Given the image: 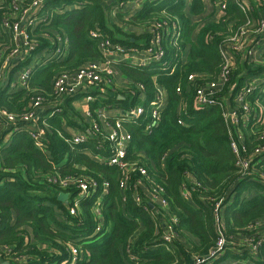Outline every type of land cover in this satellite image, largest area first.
Here are the masks:
<instances>
[{
    "label": "trees",
    "instance_id": "trees-1",
    "mask_svg": "<svg viewBox=\"0 0 264 264\" xmlns=\"http://www.w3.org/2000/svg\"><path fill=\"white\" fill-rule=\"evenodd\" d=\"M11 1L0 0V22ZM120 1L49 0L47 9L53 17L45 30L66 38L69 52L61 61L35 64L29 89H15L10 84L0 87V108L21 114L36 91L51 93L57 73L101 60V40L93 37L92 31L100 30L127 51L142 50L151 40L148 27L157 19L178 21L182 25L178 46L164 44L167 58H175L172 75L156 69V64L118 63V73L127 78L126 88L93 105L132 109L142 103L147 111L156 83L166 89L167 105L158 125L146 132V115L138 124L125 125L132 134L125 161L143 167L145 173L134 167L126 174L127 187L123 189L124 171L105 161L110 155L108 140L90 136L75 147L66 142L70 136L66 126L81 129L89 124L73 105L80 96L66 97L62 110L48 119L43 148L26 131V123L0 118V264H70L74 247L79 250L75 264H194L195 259L204 260L199 264H264V180L260 177L264 175V155H252L255 148L264 147V138H258L250 126L243 129L249 168L256 171L243 177L223 109L195 107L197 88L219 81L221 44L245 25L246 14L234 0H224L222 13L216 8L206 13L201 0H192L189 8L187 0H147L134 14L124 5L111 17V7ZM63 5L59 10L67 5L78 7L56 12ZM254 15L258 17L257 12ZM197 16L201 19L193 22ZM35 40L39 46L12 70L11 81L18 79L22 67L32 66L33 58H39L50 44L40 35ZM8 41L0 29V42ZM261 68L247 59L238 61L221 94L228 97L230 92L234 98ZM192 73L205 78L190 83ZM56 175L98 182L92 195L82 200L77 216L58 199L63 189L48 181V176ZM104 182L108 184L105 193ZM161 190V197L153 196ZM65 191L78 193L76 187ZM101 195L100 221L93 207ZM161 199L167 202L166 207ZM173 218L176 237L168 242L163 226ZM99 223L101 231L95 233ZM221 239L225 245L209 257Z\"/></svg>",
    "mask_w": 264,
    "mask_h": 264
},
{
    "label": "built area",
    "instance_id": "built-area-1",
    "mask_svg": "<svg viewBox=\"0 0 264 264\" xmlns=\"http://www.w3.org/2000/svg\"><path fill=\"white\" fill-rule=\"evenodd\" d=\"M49 0H12L8 9L3 12L0 22V29L9 41L0 42V87H11L29 89V80L32 76L34 65L44 64L52 60L61 61L66 58L69 52V44L66 38L62 36L51 35L45 30L50 24L53 17L52 12L47 9ZM135 2L136 6L130 11V15L134 14L147 0H130ZM153 1V0H150ZM205 7L211 6L216 8L217 13H222L226 9L224 0H201ZM240 9L246 14L247 21L245 25L238 27L234 34L228 36L221 44L220 51L223 58L222 72L219 81L208 82L196 90L195 107L204 109L210 106H218L223 109V116L227 128L229 130L231 146L237 155V165L240 169V175L248 177L256 174L255 169L249 168L247 160V152L245 146L244 128L251 127L252 132L258 138H264V0H234ZM208 2V4H207ZM192 0H187V8L191 7ZM128 6V0H123L111 7V13L114 15L117 9ZM56 12L62 13L71 8L78 7L67 5L65 10ZM257 10V11H255ZM165 11H163L164 13ZM258 13V17L254 13ZM148 33L151 34V40L148 46L142 50L127 51L122 44L113 43L109 38L105 37L100 30L91 32L95 38H100L99 45L103 58L101 60L90 62L75 71H63L55 75L52 81L51 93L45 94L42 91L35 92L29 101L28 107L21 114H16L0 108V118L8 123H16L18 120L26 123V131L31 135L40 148L44 147L42 138L45 135V126L48 125V119L62 110L63 101L66 97H83L87 103L86 109L83 111L84 121L88 122L87 126L81 129L67 127L70 132L66 142L75 147L86 143L90 136H103L110 142V155L105 160L110 165L119 166L125 173L122 177L120 185L123 189L127 187V176L134 167H138L142 174L145 169L138 165L132 166L125 161L128 156L132 134L125 125H135L139 123V119L146 115L149 121L146 123L145 131L148 132L153 126L159 124L161 112L167 105V91L165 88L156 83L154 98L150 101L149 108L145 111L142 103L134 108L123 109L113 107L111 104L102 103L103 105L93 106L98 100H107L109 97L117 93V76L118 63H127L138 67H148L156 64V69L165 72L169 76L176 69L175 58H167L165 43L178 46L182 38V25L178 21L168 22L164 19L156 20L151 27H148ZM40 35L44 39L50 41L47 48L39 58L34 57L32 66H24L18 72V79L11 81L12 70L29 57L33 51L39 46V42L35 37ZM249 60L250 63L257 67H262L256 74L242 84L239 91L233 98L231 93L221 94L229 79L230 71L235 67L238 61ZM185 60V54L183 56ZM205 77L200 74H190L188 81L195 83ZM156 79V78H155ZM144 91L143 85L138 86ZM178 94H181L182 88L177 87ZM134 93V91H132ZM119 95V94H118ZM121 98V96H120ZM231 98L233 99L231 103ZM179 123L186 125L185 121L179 119ZM18 130L16 126L14 131ZM235 131V132H234ZM252 155H264V147H257L253 150ZM100 159V158H98ZM259 175V173H257ZM256 175V176H257ZM260 177L264 180V175ZM48 181L60 187L61 192L68 188L76 187L78 193L72 195L68 193V199L65 203L72 216H77L80 212L82 200L90 197L96 188L98 182L95 180L87 181L76 176H48ZM141 183V182H139ZM108 184L103 183V193L106 192ZM162 195V190L156 193L155 197ZM154 197V198H155ZM101 195L94 203L93 211L101 221L102 210ZM159 199V198H156ZM125 200V198H123ZM139 201V198H137ZM163 206L166 207L167 202L161 199ZM172 223L163 226L164 238L170 242L176 236L173 232ZM101 231V223L95 229V233ZM225 245V241L221 239L217 249L209 254V257L217 254ZM257 244L253 245L256 247ZM79 255L78 248L72 249L71 262L75 264ZM204 260L195 259L194 264H199ZM62 264H66L62 263Z\"/></svg>",
    "mask_w": 264,
    "mask_h": 264
},
{
    "label": "crops",
    "instance_id": "crops-1",
    "mask_svg": "<svg viewBox=\"0 0 264 264\" xmlns=\"http://www.w3.org/2000/svg\"><path fill=\"white\" fill-rule=\"evenodd\" d=\"M135 6H136L135 2L128 3L129 12L132 10L133 7L135 8ZM135 12H137V11H135ZM199 17L200 16H197L196 18H194L193 22L196 21V20L199 21L201 19ZM126 81H127V78L124 75L118 74V76H117V85L119 86V89L126 88ZM121 98H124V97H121ZM76 101L80 105V107H79L80 111L83 113V111L86 109V106H87V103H86L85 99L83 97H80Z\"/></svg>",
    "mask_w": 264,
    "mask_h": 264
},
{
    "label": "rangeland",
    "instance_id": "rangeland-1",
    "mask_svg": "<svg viewBox=\"0 0 264 264\" xmlns=\"http://www.w3.org/2000/svg\"><path fill=\"white\" fill-rule=\"evenodd\" d=\"M131 1L130 0H128V3H130ZM207 4H208V2H207ZM209 5V4H208ZM134 8V7H133ZM132 8V9H133ZM205 11H206V13H209L210 11H212V7L209 5V6H207V7H205ZM114 16V14L113 13H111V17H113ZM18 74V73H17ZM117 87H119V86H117ZM117 91H118V88H117ZM78 100V99H77ZM142 102H144V100L142 99ZM73 105L77 108L76 110H79L80 111V105L77 103V101H75L74 103H73ZM79 117H76L75 119H78Z\"/></svg>",
    "mask_w": 264,
    "mask_h": 264
},
{
    "label": "water",
    "instance_id": "water-1",
    "mask_svg": "<svg viewBox=\"0 0 264 264\" xmlns=\"http://www.w3.org/2000/svg\"><path fill=\"white\" fill-rule=\"evenodd\" d=\"M58 199L60 201L64 202V203H66L67 202V199H68V193L67 192H60L59 193V196H58Z\"/></svg>",
    "mask_w": 264,
    "mask_h": 264
}]
</instances>
